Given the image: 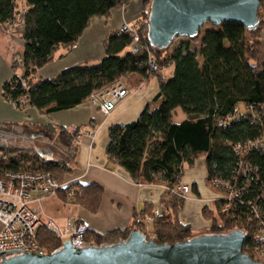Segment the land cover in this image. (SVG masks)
<instances>
[{
	"label": "trees",
	"instance_id": "trees-1",
	"mask_svg": "<svg viewBox=\"0 0 264 264\" xmlns=\"http://www.w3.org/2000/svg\"><path fill=\"white\" fill-rule=\"evenodd\" d=\"M19 1L0 0V24L22 23L26 43L23 55L15 56L12 65L14 72L21 69L23 74H15L4 83V97L18 108L32 107L51 114L80 105L122 78H150L154 74L151 61L158 69L173 66L171 78H159L155 101H161L160 106L153 111L146 108L134 122L111 126L106 155L135 183L165 184L169 188L181 182L186 168L204 159L206 181L217 180L222 192L232 194L230 201L218 200L216 209L224 225L216 228L214 221L212 233L243 232V252L252 257L249 251L259 248L256 235L264 225V146H252L264 138L263 16L253 30L235 22L207 23L198 36L177 39L169 48L157 49L148 39L152 0H145L137 30L139 42L134 43L131 34L112 32L104 41L105 57L99 64L36 80L37 72L53 61L61 46L78 42L92 19L109 17L130 0H26L21 10ZM262 14L264 0H260L259 18ZM196 42L199 49H193ZM133 81L129 79L130 84H135ZM22 98L27 101L25 106L20 105ZM177 111L186 116L185 120L174 121ZM60 139L69 145L73 137L63 129ZM8 171L48 173L63 184L71 167L34 149L0 148V181ZM70 190L74 191L72 199L67 196ZM57 194L96 213L103 188L96 183L74 182ZM227 203L231 206L224 213ZM182 204L175 196L167 203V213L162 210L156 216L151 206L144 210L143 218L155 216L156 239L161 243L174 244L192 237L190 226L178 219ZM204 213H209L207 208ZM133 229L136 225L105 235L87 229L85 244L120 242ZM36 240L49 254L62 247L56 232L46 225L39 227Z\"/></svg>",
	"mask_w": 264,
	"mask_h": 264
},
{
	"label": "crops",
	"instance_id": "crops-1",
	"mask_svg": "<svg viewBox=\"0 0 264 264\" xmlns=\"http://www.w3.org/2000/svg\"><path fill=\"white\" fill-rule=\"evenodd\" d=\"M144 2L145 0H130L126 6L113 10L109 17L92 19L78 42L71 47L61 46L53 61L37 72L36 80L54 78L74 67L99 64L105 57L106 38L112 32L120 30L124 24L139 23ZM25 4L23 0L19 1L20 10L25 8ZM23 31V24L19 21L6 26L0 24V137L4 138L5 143L13 141L16 146L23 145V142L29 143L35 147L27 149H34L40 155L48 147V143H51L60 151L61 158L58 160H64L71 167V173L65 176L64 183H96L103 188L96 213L89 212L72 201H66L57 194L41 204L43 217L53 219L63 226L68 219H76L87 229L105 235L117 229L135 227V221L140 224L139 221L144 220L147 206L153 207L154 211H162L160 205L166 198L165 185L135 183L124 168L109 161L106 149L111 126L134 122L146 108L153 111L160 106L161 101H155V98L160 89L159 78H163L166 70L148 79L139 76L122 78L131 88V94L108 115L103 114L89 100L72 109L51 114L32 107L18 108L4 97L3 85L15 74H23L21 69L14 72L12 67L15 56H21L25 51ZM130 78L135 84H130ZM185 118L182 115L179 122ZM63 129L73 137L69 145L60 139V131ZM90 132L93 133L92 136ZM44 134L52 135L54 141L45 140ZM41 138L44 140L41 141ZM200 162L203 161L196 160L194 168L184 172L181 178V183L190 185L196 196H190V193L178 214V219L188 224L198 235L207 234L210 224L201 212L208 201L216 196L201 179V169L204 167L206 173V165L201 166ZM198 199L202 201L199 202Z\"/></svg>",
	"mask_w": 264,
	"mask_h": 264
},
{
	"label": "water",
	"instance_id": "water-1",
	"mask_svg": "<svg viewBox=\"0 0 264 264\" xmlns=\"http://www.w3.org/2000/svg\"><path fill=\"white\" fill-rule=\"evenodd\" d=\"M260 0H152L148 39L166 49L179 38H194L207 23H240L248 29L260 24ZM246 235L240 231L202 234L163 244L133 229L126 240L100 246L71 243L52 254L1 256L0 264H263L243 252Z\"/></svg>",
	"mask_w": 264,
	"mask_h": 264
},
{
	"label": "built area",
	"instance_id": "built-area-1",
	"mask_svg": "<svg viewBox=\"0 0 264 264\" xmlns=\"http://www.w3.org/2000/svg\"><path fill=\"white\" fill-rule=\"evenodd\" d=\"M9 25V24H8ZM139 23L134 25L124 24L120 31L125 34H131L134 37V43L139 42ZM21 61V59H19ZM152 70H157V66L151 61ZM131 94V88L128 84L120 79L105 88L96 91L91 95L89 101L96 106L103 114H110L118 105L124 102ZM27 103L25 98L20 100V105L25 106ZM17 107V104L13 103ZM252 115L255 113L251 111ZM257 115V114H256ZM263 121V120H262ZM264 127V121H263ZM92 136L93 133L90 132ZM254 147L264 146V138L252 144ZM5 179L0 181V259L2 255L10 257L19 254H37L44 255L45 251L37 243V231L39 227L46 225L53 229L63 244L71 243L76 249L85 245L84 235L86 226L78 224L76 219H68L65 225L67 236L61 231V227L53 220L43 217L41 212V203L47 198L57 194L58 190L67 187L66 183H59L52 175L48 173H29L8 171ZM211 185L219 188L222 192V184L217 180L210 182ZM172 195L179 198L187 199L191 193V186L179 183L174 189L170 190ZM69 199L74 196V191L67 192ZM218 198H212L208 202L207 207L213 210V206L223 198L231 200L232 194L222 192ZM227 203L222 212L227 213L230 208ZM161 213L160 209L155 211V215ZM141 220V219H140ZM143 221V222H142ZM142 225L148 226V220L139 221ZM237 231V230H234ZM233 232V231H232ZM143 234V233H142ZM148 239V234H143ZM257 243L260 250L264 254V225L261 226L257 235Z\"/></svg>",
	"mask_w": 264,
	"mask_h": 264
},
{
	"label": "rangeland",
	"instance_id": "rangeland-1",
	"mask_svg": "<svg viewBox=\"0 0 264 264\" xmlns=\"http://www.w3.org/2000/svg\"><path fill=\"white\" fill-rule=\"evenodd\" d=\"M25 3H26V0H23ZM262 16H263V18H264V15L262 14L261 16H260V19L262 18ZM131 25H134V24H131ZM262 29H263V31H262V41L264 42V27H262ZM181 40H184L183 38H181V39H178L177 40V42H179V41H181ZM200 48V43L199 42H196V43H194V45H193V49H199ZM166 70V71H165ZM163 71H165V75L163 76V78L164 79H169V78H171L172 77V75H173V71H174V67L173 66H171V67H168V68H161V69H157V70H155L154 71V74L152 75V76H158V74H160L161 72H163ZM154 110H156V109H154ZM182 115H184L181 111H178L176 114H174V121L175 122H179V117H181ZM53 136L52 135H50V134H44V139L46 140V139H49V140H51V141H54V139L52 138ZM44 139H42L41 138V141L42 140H44ZM40 141V142H41ZM39 143V142H38ZM38 143H36V144H38ZM17 144L16 143H14L13 141H7V143H5L4 142V138L2 137H0V148H25V149H27V148H31V147H35V146H33V145H30L29 143H25V142H23V145H19V146H22V147H19V146H16ZM58 154H59V156H58ZM41 155L43 156V157H45V158H47V159H51V160H58L59 158H61L60 157V151L58 152L57 151V149L55 148V145H53V144H51V143H48V147H45V151H42V153H41ZM203 161V162H200L201 163V166H202V164L203 165H205V161H204V159H198V161ZM191 168H194V165L193 166H191L190 168H187V169H185L184 170V172H186L187 170H189V169H191ZM202 168V167H201ZM205 171V169H204V167H203V170L201 169V172H203L202 173V176H201V179H202V181L204 182V184L205 185H207L212 191H214L215 192V195H220L221 194V191H220V189L219 188H217V187H215V186H213V185H211V184H209L207 181H206V173L204 172ZM184 175V174H183ZM183 177V176H182ZM165 185V184H164ZM165 187H166V190H165V196H166V198H165V200H164V202H162L161 203V207H162V209L163 210H165V212L167 213L168 211H169V209H168V205H167V203L172 199V198H175V195H172V193H171V191L170 190H172V189H174V187L173 188H169L168 186H166L165 185ZM192 194H193V196H196V194L195 193H193L192 192V190H191V195L190 196H192ZM55 195H57V194H55ZM189 196V197H190ZM181 200H182V202H183V204H182V206H181V208L179 209V211L178 212H180V211H182V209H183V207H184V204H185V201L186 200H188V199H183V198H180ZM212 199V198H211ZM211 199L208 201V202H210V203H212L211 202ZM45 201V200H44ZM197 201H202V200H197ZM43 203V202H42ZM41 203V204H42ZM213 206V210L212 209H210V208H208V207H204L203 209H202V212H201V210H200V212H201V214H202V216H203V218L207 221V222H209V224H210V227H209V229H208V231L206 232L207 234H209V233H212V225H213V222L215 221L216 222V228H218V225L219 226H223L224 225V220L222 219V217L219 215V211H217V209L215 208V204L214 205H212ZM203 207V206H202ZM205 208H207V210L209 211V213H207V214H205L204 213V209ZM179 214V213H178ZM154 217L155 216H150V215H148L147 217H144V220H148L149 221V225L148 226H144V225H142L141 223L140 224H138L137 226H136V229H138V230H140L143 234H148L149 236H148V240L149 239H153V238H157V235H156V229H155V219H154ZM59 224V223H58ZM78 224H80V225H82L81 223H78ZM59 226L61 227L60 229H61V231H62V233H63V235H64V238H66L67 236L65 235V233H66V228H65V226H63V225H61V224H59ZM191 228V227H190ZM193 229L195 230L196 229V227H195V225H193ZM191 235H192V237H195V236H197L198 234H196L195 232H193L192 231V228H191ZM84 237H85V235H84ZM191 237V238H192ZM59 240H60V245L61 246H63V242H62V240H61V238H59ZM84 242H85V240H84ZM45 251V250H44ZM250 252V254H251V258L253 259V260H255V261H258V262H261V263H263L264 264V254H262V252L260 251V250H254V249H252V250H250L249 251ZM47 254H49L48 253V251H45V254L44 255H47Z\"/></svg>",
	"mask_w": 264,
	"mask_h": 264
}]
</instances>
